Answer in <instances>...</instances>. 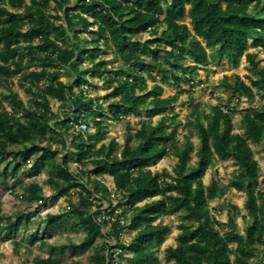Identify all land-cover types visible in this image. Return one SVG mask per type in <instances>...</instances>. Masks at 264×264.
<instances>
[{
    "label": "trees",
    "instance_id": "1",
    "mask_svg": "<svg viewBox=\"0 0 264 264\" xmlns=\"http://www.w3.org/2000/svg\"><path fill=\"white\" fill-rule=\"evenodd\" d=\"M209 50L216 67L248 64L245 78L222 76L220 86L232 97H216L215 105L194 97L200 72L211 63ZM109 51L112 60L104 57ZM261 51L264 0H0V184L10 179L15 192L27 176L21 198L38 208L67 198L63 213L44 216L45 234L69 219L85 232L79 244L69 240L34 263L85 264L76 256L89 251V264H161L158 252L171 233L161 220L178 215L168 263L264 264V186L252 147L264 153ZM13 78L28 103L12 90ZM97 80L108 91L103 102L92 96ZM165 87L175 94L165 97ZM257 95L262 104L241 112L237 133L233 101L254 102ZM179 104L188 108L185 123ZM143 115L148 120L127 125L122 144L104 142L110 122ZM81 123L87 131L77 129ZM183 129L189 135L182 141ZM171 155L177 157L173 175L151 169ZM218 159L237 168L229 186L204 182ZM44 171L50 197L37 181ZM231 189L245 193L246 214L227 203L221 225L211 202ZM29 223L25 213L2 215L0 205L3 240ZM39 233L25 236L34 245ZM22 245L14 241L16 250Z\"/></svg>",
    "mask_w": 264,
    "mask_h": 264
},
{
    "label": "rangeland",
    "instance_id": "2",
    "mask_svg": "<svg viewBox=\"0 0 264 264\" xmlns=\"http://www.w3.org/2000/svg\"><path fill=\"white\" fill-rule=\"evenodd\" d=\"M189 23V19L186 20ZM143 39L148 38L147 34L142 35ZM209 55L211 56V63L204 68L200 73V79L202 81V86L198 87L194 92V97L198 102L205 103L207 105H215L217 104L216 97H223L225 101L232 97V94L227 90L221 88L220 82L223 75H232L238 74L241 77L245 78L248 75L247 71V62L243 60L239 66L234 67L229 63L225 62L216 67L214 62L213 53L209 50ZM260 56L264 59V53L261 51ZM107 60H112L113 55L112 51H109L108 54L104 56ZM264 65V62H262ZM117 65V63H116ZM61 79L63 81H68L70 77L67 73H63L61 75ZM12 82V90L19 94L21 99L28 103L29 96L24 93V91L19 87L18 78H13ZM155 81L148 78L149 85H153ZM98 88L97 92H93L92 96L100 97L101 102H103V97L108 93V91L104 87V83L102 81H96ZM0 93H5L4 89L0 88ZM175 94V90L172 88L165 87L164 96H170ZM183 102L187 99V96H184ZM261 98L257 95L254 102H249L246 99H242L240 103H237L236 100L233 101V105L237 104L238 112L234 115L235 124L237 126V133H240L239 129V120L241 117V112L251 107L260 106L262 104ZM51 105L53 110L56 113H60V103L56 100H51ZM106 111V109H105ZM176 111L180 115V119L185 123V118L188 115V108L182 107V105H178ZM158 118L155 119V121ZM140 120H148V118L143 115L139 116H131L121 122H110L107 125V138L104 141L108 143L112 139H116L119 143L124 142V137L126 134V127L128 124L133 126L137 125ZM91 133H94V128H91ZM189 135L188 130L183 129L180 134V139L183 141L184 137ZM192 141L198 145L199 141L196 137L192 139ZM256 159L260 164L261 169V178L260 183L261 186H264V153L261 147L257 145H252ZM177 162V157L175 155H171L169 157L164 158L160 161L156 166H152L151 169L154 172L161 173L164 170H167L169 173L173 175V168ZM75 170V167L72 166ZM237 171V168L234 166L233 161L231 159L228 160H216L215 164L208 170L204 182L208 185L211 179L217 180L220 184L229 186L231 178L233 174ZM48 173L44 171V173L37 178L38 183L43 187L44 194L46 197H50L52 195V189L47 185ZM30 178L27 176H23L20 179V182L17 184V188L15 192H11L12 181L9 179L7 182H3L0 184V205L2 210V215L6 217H14L16 213H25L30 218V223L21 228V231L17 235H10L3 240L5 237L4 233L0 234V264H35L34 261L36 258H46L50 252L51 248H59L69 243V240H73L75 244H79L81 239L85 236V232L82 229H74L72 227L73 219L64 220L63 223L59 224L56 228L51 229L48 234H45L43 229L45 227L44 216L46 214H60L63 213L67 208V198H61L57 201H48L43 208H38L37 203H30L27 199L21 198V195L24 193L23 189L27 184H29ZM105 184L111 189L114 190V182L111 176L104 177ZM74 201H77V198L71 195ZM246 201V195L243 192H237L234 189L229 190L228 194L224 198H219L213 200L211 202L212 212L216 215L219 223L224 225L227 222V203H233L238 206L244 214L246 211L244 209V204ZM164 224L168 225L171 228V233L168 235V238L165 244L161 247L158 252V257L161 260V264H172L168 263L165 260V250L170 246H175L177 243V238L179 234L178 225H179V216L173 215L171 217H166L161 220ZM237 223L241 230L244 228V222L241 217L237 218ZM36 232L39 233V240L34 244H30L28 241V237L33 235ZM124 240H129V234H125ZM20 241L23 245L19 249H15L14 241ZM90 252L80 253L76 256V259L84 262L85 264H89L88 257ZM65 259L70 261L69 255L66 254ZM252 263H256V260L253 259Z\"/></svg>",
    "mask_w": 264,
    "mask_h": 264
},
{
    "label": "built area",
    "instance_id": "3",
    "mask_svg": "<svg viewBox=\"0 0 264 264\" xmlns=\"http://www.w3.org/2000/svg\"><path fill=\"white\" fill-rule=\"evenodd\" d=\"M77 129L79 131L85 132L88 130V126L85 123H81L77 126ZM73 166L75 167V169L78 167V164L74 163Z\"/></svg>",
    "mask_w": 264,
    "mask_h": 264
}]
</instances>
